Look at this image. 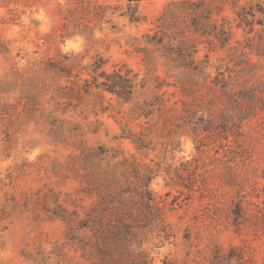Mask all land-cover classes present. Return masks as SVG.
<instances>
[{
	"label": "rangeland",
	"instance_id": "rangeland-1",
	"mask_svg": "<svg viewBox=\"0 0 264 264\" xmlns=\"http://www.w3.org/2000/svg\"><path fill=\"white\" fill-rule=\"evenodd\" d=\"M76 1L0 0V264H211L217 246L219 264L232 254L228 264H264V0H205L209 19L196 12L203 0L133 1L138 21L125 15L128 0ZM194 15L211 35L191 32ZM222 26L225 44L214 35ZM62 55L74 57L71 77L44 69ZM95 56L107 72L127 64L137 74L130 100L63 94L74 74L91 79ZM216 76L230 94L255 88L261 99L233 102ZM98 146L119 152L94 159L98 178L115 174L125 187L134 179L121 171L138 165L162 207L135 222L130 243L111 238L105 260L80 248L91 231L72 241L52 216L62 204L83 217L95 203L82 152ZM237 202L250 217L239 228Z\"/></svg>",
	"mask_w": 264,
	"mask_h": 264
},
{
	"label": "trees",
	"instance_id": "trees-1",
	"mask_svg": "<svg viewBox=\"0 0 264 264\" xmlns=\"http://www.w3.org/2000/svg\"><path fill=\"white\" fill-rule=\"evenodd\" d=\"M139 0H128L127 11L125 15H128L131 21H138L139 15L136 12V7L131 5V2ZM78 4H82L83 0H77ZM194 4V3H193ZM206 1L195 4L198 5L196 12L199 13V17L209 19L211 12L209 8L205 6ZM257 5V11L264 13V9L260 4ZM71 14L75 17V9H70ZM92 12L93 18H97L100 13L97 12V7H95ZM253 11L251 15H254ZM198 16H193L190 23V30L193 34L199 33L201 35L212 34L213 30H206V27L200 26L198 21ZM245 17V16H243ZM245 22H248L247 18L244 19ZM262 22V20H261ZM87 22H84V26L88 27ZM253 23V22H252ZM263 24V23H261ZM214 29V28H213ZM215 37L223 44L229 40L230 32L226 30L224 26L214 32ZM161 41V40H159ZM195 52V51H194ZM63 58H57L47 61L45 70L47 72H52L56 77H62L63 75L67 77L72 76V68L74 60L73 56L62 55ZM108 59L103 58L102 56H95L94 60L90 64L91 69V79H83L82 82L79 74H74L75 80L73 81L72 86H65L62 88L63 94L67 95L69 98L81 99L83 93L97 95L98 90L107 91L113 94H116L118 97L122 98L124 101H128L132 98L135 87L137 86V74L133 72V69L123 64L120 66L114 65L112 72H107L103 70V66L106 65ZM194 62V59H193ZM71 63V65H69ZM194 69H197V65L193 66ZM103 79L100 80L99 78ZM215 84H221L225 93L230 94L228 91L230 82L226 81L224 78H219L216 76ZM93 89H96L95 91ZM233 90V87H231ZM257 90L255 88H244L237 90L229 95V98L233 102H238L239 98L252 99H261L257 96ZM255 104L251 103L248 106L249 110L255 109ZM261 109H264V100L261 99V104L259 105ZM250 113V112H249ZM138 143L139 148L147 147V144L141 139H135ZM109 150L105 149L102 146H98L96 149L86 148L82 152L84 165L90 167L89 171L81 175L86 182L91 185V191L94 189L98 194L95 203L85 210V215L82 217L79 209L69 210L66 207H63L62 204H59L58 207L52 210V216L63 220L69 226V231L67 236L73 241L77 239L78 236L75 233L78 230L82 231H91L92 234L88 238L81 236L77 240L80 248L87 252L90 256L97 258L99 260H105V257L108 256L106 251V243L111 239L115 238L116 240L125 241L130 243L131 240L127 238L131 236L132 232H129L135 226L136 221H140L139 218H144L145 220L153 215L155 212L161 213L162 207L158 206L155 197L153 196L149 183L151 176L146 173H142L141 169L138 168L133 163H130L131 170L121 171V175L126 178H133L134 181H129L127 186H123L120 176L116 178L117 175L109 174L104 172L105 176L103 178H98L95 171L96 162L94 159H103L104 156H109L110 159L114 160L119 157V152H114L111 155L108 154ZM121 165H127L128 159L123 158L117 161ZM117 164V163H116ZM85 168V167H84ZM81 168H76L79 170ZM97 176L98 182L93 179ZM102 181V182H101ZM136 182V183H134ZM189 189H193L192 184L187 186ZM92 193V192H91ZM131 202L132 204H129ZM236 207L232 210L233 215V224L239 228L242 224L248 221V213L245 208L241 205V202L235 203ZM140 211V212H139ZM143 220V219H142ZM117 224V225H113ZM254 224V222H253ZM144 226V225H143ZM139 226V227H143ZM112 228V229H111ZM85 233V232H83ZM222 249L216 247L215 254L211 264H219L222 260ZM235 251V248H231L230 252ZM128 261L131 263L134 262L139 257L135 256L134 251L130 250L127 245ZM227 259V264L231 262L233 258L232 255H227L223 257ZM238 264H250L251 259H244L243 256H239ZM252 264H259L255 261H252Z\"/></svg>",
	"mask_w": 264,
	"mask_h": 264
}]
</instances>
